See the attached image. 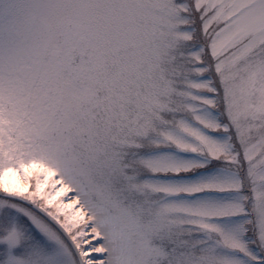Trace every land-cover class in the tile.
<instances>
[{"label": "snow or ice", "instance_id": "obj_1", "mask_svg": "<svg viewBox=\"0 0 264 264\" xmlns=\"http://www.w3.org/2000/svg\"><path fill=\"white\" fill-rule=\"evenodd\" d=\"M0 264H264V0H0Z\"/></svg>", "mask_w": 264, "mask_h": 264}]
</instances>
